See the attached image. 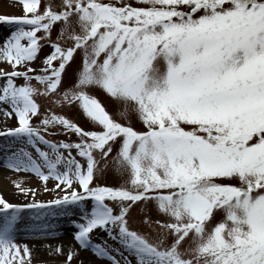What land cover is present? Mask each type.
I'll return each mask as SVG.
<instances>
[{
	"label": "snow or ice",
	"instance_id": "6c2138e0",
	"mask_svg": "<svg viewBox=\"0 0 264 264\" xmlns=\"http://www.w3.org/2000/svg\"><path fill=\"white\" fill-rule=\"evenodd\" d=\"M0 23V113L17 121L0 163L56 181L53 199L18 180L28 203L0 195V264H33L23 209L39 237L70 207L74 239L110 264H264V0H22Z\"/></svg>",
	"mask_w": 264,
	"mask_h": 264
},
{
	"label": "rangeland",
	"instance_id": "374dc122",
	"mask_svg": "<svg viewBox=\"0 0 264 264\" xmlns=\"http://www.w3.org/2000/svg\"><path fill=\"white\" fill-rule=\"evenodd\" d=\"M43 2V0H42ZM124 2H130L134 5L139 6V0H124ZM0 14H22V0H0ZM12 25L7 23H0V37L4 36L12 29ZM39 34V33H38ZM52 35L55 37L57 35V30L54 28L52 30ZM50 45L44 44L41 50L40 56L33 61V64L39 67L41 64V58L44 54L49 52ZM0 66L5 70H10L11 65L6 61H0ZM18 83L23 82V77L17 78ZM37 99L42 103V111L46 107H51L50 104L45 105L43 102L44 97L38 96ZM109 110L116 115V106L109 104ZM54 111H68L67 109L61 110L60 108H53ZM69 115L72 113L69 112ZM40 117H33V121L38 120ZM120 119V116H116ZM15 116L12 118V122L8 126H15L16 124ZM137 127H142L138 122H135ZM47 135V133H46ZM50 139L58 140L63 139H75V133L69 136L66 133H56L49 136ZM7 139V137H0V141ZM43 146V145H42ZM97 179L101 183L117 184L119 177L111 170L104 174H98ZM19 181L21 186L33 187L36 189V198L41 200L53 199L56 196V191H53V185L56 181L50 178L47 182L41 181L34 173L30 171H19L15 172L11 169L5 167L0 163V195H3L11 203L26 204L32 197H25L24 194L20 193L17 189L14 181ZM47 185L49 190L44 191L43 186ZM91 201L86 202L90 206ZM32 209H23L21 212V218L18 223V230L16 234V239L22 244L29 245L31 249V259L33 264H66V253L71 247L75 251V256L71 261V264H110V261L106 258H100L88 247H82L75 239L74 232L77 230L76 225L73 221L79 218V211L76 207H70L68 212L63 215L52 217L50 220L46 219V222L50 224L47 235H41L39 237L34 236L29 231ZM130 226L136 229H141L148 231L145 224L141 222V214L138 211L133 212V217L130 219ZM93 239L106 240L109 244L115 243L107 233L100 228H97L92 233ZM61 245L62 251H55L56 246ZM133 264H135V257H132Z\"/></svg>",
	"mask_w": 264,
	"mask_h": 264
},
{
	"label": "bare ground",
	"instance_id": "6f19581e",
	"mask_svg": "<svg viewBox=\"0 0 264 264\" xmlns=\"http://www.w3.org/2000/svg\"><path fill=\"white\" fill-rule=\"evenodd\" d=\"M13 117H14V115L11 118H5V116L2 113H0V127H3L5 125V123L8 126L12 122Z\"/></svg>",
	"mask_w": 264,
	"mask_h": 264
}]
</instances>
